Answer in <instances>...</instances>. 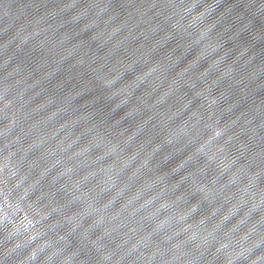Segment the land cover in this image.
Returning a JSON list of instances; mask_svg holds the SVG:
<instances>
[{
	"label": "water",
	"instance_id": "1",
	"mask_svg": "<svg viewBox=\"0 0 264 264\" xmlns=\"http://www.w3.org/2000/svg\"><path fill=\"white\" fill-rule=\"evenodd\" d=\"M262 196L135 0H0V264H264Z\"/></svg>",
	"mask_w": 264,
	"mask_h": 264
},
{
	"label": "clouds",
	"instance_id": "2",
	"mask_svg": "<svg viewBox=\"0 0 264 264\" xmlns=\"http://www.w3.org/2000/svg\"><path fill=\"white\" fill-rule=\"evenodd\" d=\"M222 130L221 129H213V136H219L221 134ZM201 148H203V146H201ZM148 187H151V185H149ZM247 190V189H246ZM140 195L139 192H137L133 197H131L129 199V203L132 202V200H135L138 196ZM251 195V194H250ZM154 199V198H153ZM261 200H264V196H262L260 198ZM243 202V201H241ZM151 203V199L149 200H145L144 204L141 205V207L147 205ZM259 201H255L253 202V204L251 205L252 208H256L258 206ZM164 205L162 204L161 207H163ZM232 211V210H230ZM178 219H183V216L178 217ZM167 223H170V219L165 220V221H161L160 222V226H163ZM203 223V222H201ZM192 226H185V230H187L188 228H190ZM216 227H213L212 229H202V228H195L193 229L189 235H188V239L189 240H193L195 241V247L197 248H201V246H207L208 243L211 241V239H213V233L216 230ZM251 231V229H250ZM242 239H246V237H243ZM251 245H245L243 243H239L237 244L236 242H228V241H224V240H217L216 243V247L214 249V254L215 253H221L223 256V264H232V261L235 260L237 257L241 256V255H246L248 251H250ZM186 264H192V260L189 259L188 261H186ZM250 264H255V261H251Z\"/></svg>",
	"mask_w": 264,
	"mask_h": 264
}]
</instances>
